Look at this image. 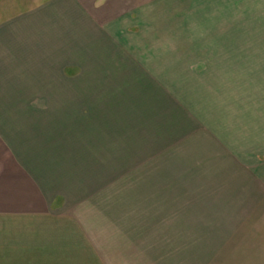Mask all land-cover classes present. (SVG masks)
I'll return each instance as SVG.
<instances>
[{"label": "crops", "instance_id": "1", "mask_svg": "<svg viewBox=\"0 0 264 264\" xmlns=\"http://www.w3.org/2000/svg\"><path fill=\"white\" fill-rule=\"evenodd\" d=\"M25 1L0 15V264H264V99L181 80L229 0ZM119 116L157 161L132 184Z\"/></svg>", "mask_w": 264, "mask_h": 264}, {"label": "rangeland", "instance_id": "2", "mask_svg": "<svg viewBox=\"0 0 264 264\" xmlns=\"http://www.w3.org/2000/svg\"><path fill=\"white\" fill-rule=\"evenodd\" d=\"M20 1L24 2V0H0V15L8 14L14 8L20 7L23 3ZM31 2L32 6L35 5L34 10H39V14L46 7L43 0L25 1V4L30 6ZM228 4L230 14L232 12L238 14L230 17L229 21L230 29L234 31L229 33H196L193 37L198 42L197 48L194 50L195 53L192 57L185 58L187 63L183 64L182 67L193 68L196 66L198 70L193 71L190 76H183L181 80L185 84V92L189 93L190 89L187 83L190 79L199 82L202 79L201 76H230V81L236 83L237 91L238 88H243L245 104L249 103L248 100L250 99L255 100L254 104H259L264 99V0H229ZM243 24L244 32L240 33L237 30ZM254 28L263 30L257 32L254 31L256 30ZM190 61L196 64H188ZM192 92H195V89ZM120 118L121 116L118 117L120 120L118 124L123 126L122 129L129 131L127 137L122 135V139L118 140L117 149V184L124 185L126 183L132 184L133 179L139 180L140 173L145 172L146 174L153 164L157 165V161H153L154 158L152 157L148 159L147 154H139V150H128L129 146L133 149L136 147L134 143L130 142L135 133L147 134L149 132V122H146V127L144 126V129L140 130L138 127H134V124L138 122L133 123L132 127L126 128L127 125L125 122H121ZM131 120L132 122L135 121L134 118ZM122 132L124 134V130ZM136 137L140 136L137 135ZM128 142L131 145H126ZM146 148L151 149L150 146Z\"/></svg>", "mask_w": 264, "mask_h": 264}]
</instances>
